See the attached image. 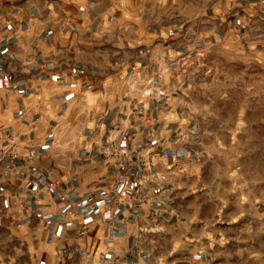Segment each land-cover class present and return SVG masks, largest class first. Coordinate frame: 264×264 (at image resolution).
Masks as SVG:
<instances>
[{"label": "crops", "instance_id": "1", "mask_svg": "<svg viewBox=\"0 0 264 264\" xmlns=\"http://www.w3.org/2000/svg\"><path fill=\"white\" fill-rule=\"evenodd\" d=\"M262 6L0 0V264L264 256Z\"/></svg>", "mask_w": 264, "mask_h": 264}, {"label": "built area", "instance_id": "2", "mask_svg": "<svg viewBox=\"0 0 264 264\" xmlns=\"http://www.w3.org/2000/svg\"><path fill=\"white\" fill-rule=\"evenodd\" d=\"M119 138L116 134L104 147L103 157L106 164L111 165L121 176H125L134 170L138 165V160L127 154L119 152L117 142ZM16 140L12 135L3 129H0V166L1 162L6 159H19V155L15 151ZM1 170V167H0ZM140 197V196H139ZM138 196L134 200L136 203L141 202ZM83 234V231L79 233Z\"/></svg>", "mask_w": 264, "mask_h": 264}, {"label": "rangeland", "instance_id": "3", "mask_svg": "<svg viewBox=\"0 0 264 264\" xmlns=\"http://www.w3.org/2000/svg\"><path fill=\"white\" fill-rule=\"evenodd\" d=\"M262 24H264V6H262ZM262 37H264V34H262ZM261 251V250H260ZM255 264H264V256H259L257 262Z\"/></svg>", "mask_w": 264, "mask_h": 264}]
</instances>
